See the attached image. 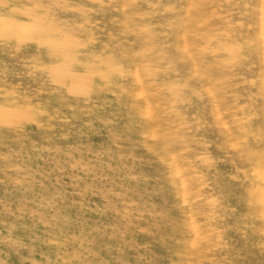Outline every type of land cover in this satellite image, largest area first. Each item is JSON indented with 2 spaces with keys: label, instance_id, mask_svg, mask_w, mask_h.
<instances>
[{
  "label": "rangeland",
  "instance_id": "rangeland-1",
  "mask_svg": "<svg viewBox=\"0 0 264 264\" xmlns=\"http://www.w3.org/2000/svg\"><path fill=\"white\" fill-rule=\"evenodd\" d=\"M0 264H264V0H0Z\"/></svg>",
  "mask_w": 264,
  "mask_h": 264
}]
</instances>
